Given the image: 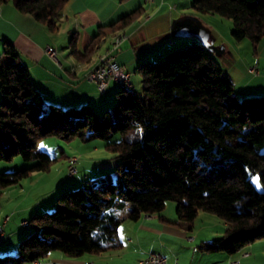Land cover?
I'll list each match as a JSON object with an SVG mask.
<instances>
[{
	"label": "trees",
	"instance_id": "16d2710c",
	"mask_svg": "<svg viewBox=\"0 0 264 264\" xmlns=\"http://www.w3.org/2000/svg\"><path fill=\"white\" fill-rule=\"evenodd\" d=\"M9 1L49 30L56 28L67 2ZM191 1L199 12L232 20V38H247L253 51L257 49L264 37V0ZM133 17L131 13L99 27L85 54ZM18 58L13 44L3 41L0 161L20 156L35 163L0 172V187L48 169L52 158L37 148L43 138L108 140L116 133L120 138L105 144L117 159L113 173L60 194L53 210L34 213L26 221L33 231L20 240L17 255H0V264L38 261L53 251L77 257L120 249V224L160 214L168 200L175 202L177 218L189 226L200 211L226 224L222 237L198 245L205 252L231 253L264 238V95L238 97L200 42L140 63V90L116 86L115 104L101 115L89 104L47 102ZM255 175L263 190L256 189Z\"/></svg>",
	"mask_w": 264,
	"mask_h": 264
},
{
	"label": "crops",
	"instance_id": "0c3cea01",
	"mask_svg": "<svg viewBox=\"0 0 264 264\" xmlns=\"http://www.w3.org/2000/svg\"><path fill=\"white\" fill-rule=\"evenodd\" d=\"M131 13L134 17L124 28L102 37L93 50L85 54L99 27L113 24ZM217 16L222 18L197 11L191 0H155L152 4L144 0H67L58 14L56 28L49 30L32 16L18 11L8 0L0 2V31L3 32L1 36L15 47L19 55L18 64L28 70L30 80L43 98L63 107L92 106L96 102L100 93L85 75L96 65L98 57L110 49L112 36L119 33L125 38L120 50L114 53V59L126 69L133 66L134 72L140 63L161 54L167 45H185L191 41H198L203 46L210 43L209 49L219 56V61L227 62L223 66L216 61L231 80L236 95H263L264 37L253 52L247 43L241 45L244 48L242 52L240 46L233 43L239 41L232 36L227 39L228 46L224 43L216 45L214 40L217 36L214 35L219 32L214 20H220ZM146 36L161 40V43L145 50ZM163 37H168L165 42ZM47 45L56 51L58 61L45 52ZM249 67H255L257 73L250 72ZM109 88L110 93H116L114 82H110L106 90ZM115 163L116 159L103 160L98 162V166L102 172H110ZM169 210L142 215L136 221H123L118 229L122 241L120 249L77 257L53 251L48 257L30 264H137L150 252L162 254L166 264H264V238L231 253L205 252L198 245L222 237L226 224L220 223L213 215L198 213L189 226L177 218L176 212L171 211V205ZM3 218L0 217L1 220ZM9 220L10 216L3 227V239L7 235V243L0 247V255L15 253L20 238L26 233L25 228L17 229L13 223L14 231L6 234Z\"/></svg>",
	"mask_w": 264,
	"mask_h": 264
},
{
	"label": "rangeland",
	"instance_id": "374dc122",
	"mask_svg": "<svg viewBox=\"0 0 264 264\" xmlns=\"http://www.w3.org/2000/svg\"><path fill=\"white\" fill-rule=\"evenodd\" d=\"M217 18L220 20H214V26H216L215 28H217L219 33H216L214 35V37L217 36V38L214 40V43L216 45H219V43H224L227 45V39H231L230 32L233 28L231 26L232 20L225 17L220 18L219 16H217ZM2 34L3 32L0 31V57L3 51V41H7V39L5 40L3 36H1ZM167 38L168 37H163L164 42L165 40H167ZM145 40H148L143 46V49L145 50L153 47L157 43H161V40L152 39L151 36H146ZM233 43L239 45L242 52L244 48L241 45H243V43H247L250 46V51L253 52L252 45L247 38ZM209 44L210 43L204 44V47L207 48L208 52L216 61H219V56L212 49H209V47L211 48ZM126 45L127 43L125 44V46ZM180 46L182 45H167L165 49L161 51V54L154 55V57H151L149 61L161 60L167 52L179 48ZM231 52H233L232 48ZM219 63L224 66V64L227 62L224 61V63H221L219 61ZM229 64H232V61H230ZM127 69L131 71V82L133 85L132 89L133 91L137 92L141 88V77L136 70H134L133 72V66H129L127 67ZM109 91L110 88L106 90V93L103 96L101 94L97 95L96 102L92 104V107L99 115H101L105 109H109L115 104L116 93H110ZM237 95L238 97H240L239 93H237ZM119 138V134L116 133L112 135V137L108 140H102L100 138L82 140L79 137H72L70 139L46 137L41 139L37 144V148L44 151L52 158L48 169L45 171H33L29 176L22 178L16 184L9 185L3 188L0 187V217L3 218L4 216L6 217V215L7 217L10 216L9 224L6 227V234H10L11 231H14L15 227H12V224L15 223L17 225V229H19L20 227L22 229H26L25 235H22L23 237H21L20 240L26 238L33 231V229L31 225L23 226L21 221L22 219L28 221L31 218L33 212H37V209L39 211L47 212L53 210L56 204L55 200L60 194L78 188L84 182L97 180L102 174L113 173L115 166H111L110 172L103 171V173L98 166V162H101L103 160H115L114 153L106 150L105 144L116 142L119 140ZM41 145H43V147ZM71 156L77 158V172L72 175L68 173V159ZM34 163L35 161H26L23 160L20 156H15L9 161H0V172L20 170L30 167ZM254 179H258L257 175L252 178V181L257 190H263L260 182L259 184H257L254 182ZM169 205H171V211H175V202L172 200H168L166 201L165 208L161 213L169 210ZM198 213L200 215H213L214 217H216V219H218V221H220V223H222V220L213 213L205 211H200ZM5 217L3 219H5ZM3 219H0V224L3 223ZM5 243H7V235L4 236L3 241L0 243V247L5 246ZM17 253L18 245L17 251L15 253H11L10 255H17ZM24 263L30 264L31 262Z\"/></svg>",
	"mask_w": 264,
	"mask_h": 264
},
{
	"label": "built area",
	"instance_id": "2783aa9c",
	"mask_svg": "<svg viewBox=\"0 0 264 264\" xmlns=\"http://www.w3.org/2000/svg\"><path fill=\"white\" fill-rule=\"evenodd\" d=\"M144 1L148 4L155 2V0ZM124 38L125 36L123 39ZM123 39H118L117 41L112 42L110 49L105 52L101 57V60H97L93 70L88 71L85 75L88 80L94 82L100 94L105 93L110 82H114L115 84H132L131 72H129L123 65L117 63L114 59V53L120 50V44ZM44 50L52 59L58 61V58L55 57V50L51 46L47 45ZM249 71L257 73L255 67H249ZM76 161L77 158L72 156V163H69L68 167L69 174H74L76 172ZM7 220L8 217L6 216L5 219H3V223L0 224V243L3 239V227ZM22 225L25 226V221L22 222ZM51 264L56 263L52 262ZM137 264H166V259L160 253L150 252L143 258L139 259Z\"/></svg>",
	"mask_w": 264,
	"mask_h": 264
},
{
	"label": "bare ground",
	"instance_id": "6f19581e",
	"mask_svg": "<svg viewBox=\"0 0 264 264\" xmlns=\"http://www.w3.org/2000/svg\"><path fill=\"white\" fill-rule=\"evenodd\" d=\"M124 36H125V35L122 34V33H119V34H115V35H113V36H112V39H111V45H112V42L117 41L118 39H123ZM104 54H105V53L101 54V55L98 57L97 60H101V57H102ZM55 57L57 58L56 51H55ZM94 67H95V66H94ZM94 67H92L90 70H93ZM90 70H89V71H90ZM115 85L118 86V87H120V88H123V89H125V90H131L132 87H133L132 84H115ZM68 162H69V163H72V156L69 157ZM68 167H69V164H68ZM25 225H27V222H26V221H25Z\"/></svg>",
	"mask_w": 264,
	"mask_h": 264
},
{
	"label": "snow or ice",
	"instance_id": "6c2138e0",
	"mask_svg": "<svg viewBox=\"0 0 264 264\" xmlns=\"http://www.w3.org/2000/svg\"><path fill=\"white\" fill-rule=\"evenodd\" d=\"M41 146L43 147V145H41ZM254 182L257 183V184H259L258 179H254Z\"/></svg>",
	"mask_w": 264,
	"mask_h": 264
}]
</instances>
